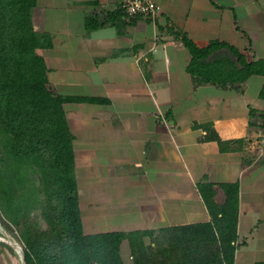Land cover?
I'll use <instances>...</instances> for the list:
<instances>
[{"label":"crops","instance_id":"crops-1","mask_svg":"<svg viewBox=\"0 0 264 264\" xmlns=\"http://www.w3.org/2000/svg\"><path fill=\"white\" fill-rule=\"evenodd\" d=\"M156 1L155 20L128 19L109 0H37L32 11L52 38L38 49L50 87L76 97L64 109L84 230L141 231L152 247L162 228L211 220L200 182L216 183L221 203L218 183L237 181L234 264L264 261V75L239 86L198 83L181 39L224 40L248 59L264 57V0ZM207 122L244 141L222 150L196 125ZM121 255L136 264L128 238Z\"/></svg>","mask_w":264,"mask_h":264},{"label":"trees","instance_id":"trees-1","mask_svg":"<svg viewBox=\"0 0 264 264\" xmlns=\"http://www.w3.org/2000/svg\"><path fill=\"white\" fill-rule=\"evenodd\" d=\"M36 3L0 0V207L14 222L24 221L26 264H125L124 238L130 241L136 264H234L237 181L218 183L226 194L221 203L215 200L216 183L200 182L211 220L162 228L152 247L145 245L141 231L85 232L74 134L64 109V102L76 97L64 96L49 85L48 66L38 49L51 46L52 38L33 24ZM181 39L192 54L188 70L198 83L239 86L252 74L264 75V57L248 59L224 40L199 46L185 33ZM260 94L264 97V84ZM196 125L206 128L205 138L217 140L222 150L244 141L223 139L210 122ZM29 170L40 174L43 185L49 223L44 231H34L27 221L30 193L22 188Z\"/></svg>","mask_w":264,"mask_h":264},{"label":"rangeland","instance_id":"rangeland-1","mask_svg":"<svg viewBox=\"0 0 264 264\" xmlns=\"http://www.w3.org/2000/svg\"><path fill=\"white\" fill-rule=\"evenodd\" d=\"M29 171L31 175L22 188L30 193L26 207V213L29 214L27 221L34 231H44L49 229V223L44 214L46 201L43 185L40 174ZM24 227V221L21 224L14 222L0 207V264H26Z\"/></svg>","mask_w":264,"mask_h":264},{"label":"built area","instance_id":"built-area-1","mask_svg":"<svg viewBox=\"0 0 264 264\" xmlns=\"http://www.w3.org/2000/svg\"><path fill=\"white\" fill-rule=\"evenodd\" d=\"M118 4L124 16L132 19L137 16L148 17L155 20L162 7L156 0H109Z\"/></svg>","mask_w":264,"mask_h":264}]
</instances>
